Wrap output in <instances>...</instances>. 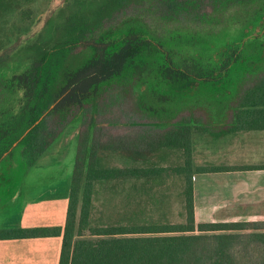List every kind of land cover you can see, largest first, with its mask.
Masks as SVG:
<instances>
[{
  "label": "trees",
  "instance_id": "1",
  "mask_svg": "<svg viewBox=\"0 0 264 264\" xmlns=\"http://www.w3.org/2000/svg\"><path fill=\"white\" fill-rule=\"evenodd\" d=\"M34 2L0 0V20L14 13L30 21ZM261 24L264 0H89L69 11L60 7L37 36L0 53V162L18 153L27 171L79 110L98 111L114 92L122 101L135 92L141 118L172 126L142 133L135 143L127 136L101 143L91 119L77 136L63 224L10 228L0 240L59 237L57 264H264V220L195 221L192 126L187 118L174 120L183 109L202 107L213 112V124L232 117V129H264V33L236 40L219 34ZM180 87L198 88L185 95ZM162 146L182 149L184 162L164 166L146 157ZM119 152L129 164L111 162ZM177 176L184 219L173 222L162 186ZM130 180L155 206L96 222L94 185L113 190Z\"/></svg>",
  "mask_w": 264,
  "mask_h": 264
},
{
  "label": "rangeland",
  "instance_id": "2",
  "mask_svg": "<svg viewBox=\"0 0 264 264\" xmlns=\"http://www.w3.org/2000/svg\"><path fill=\"white\" fill-rule=\"evenodd\" d=\"M84 1L89 0H35L32 6L34 15L30 21H22L14 13L7 14L0 20V53L16 49L20 44L37 36L48 17L60 7H66L69 11L76 7V3ZM224 32L219 34H225V37L229 40H236L242 35H244V38L249 39L255 34L264 33V24L247 29L231 25ZM262 38L263 36H261ZM247 82H251V79ZM197 88L192 87L193 90ZM176 90L178 93L181 92L185 95L195 93L193 90L187 93L188 89L185 91L182 87L176 88ZM135 96L136 93L134 92V95H127V98L122 101L121 96L114 92L112 96L107 94L101 100L98 111L86 112L85 114L82 109L79 110L61 133L62 137L59 136L27 171L22 169L18 153L0 162V232H5L14 227L55 226L62 223L70 185L69 163L73 158V168L77 136L80 133H85L91 119L96 124L93 127L99 129L97 139L101 143L108 142L107 140L111 138H122L124 136L135 143L134 137L136 134L146 133L144 131L147 129L163 132L165 126L158 127L152 124L155 119L141 118L132 101ZM203 103L207 105L206 102ZM51 105H54V103ZM205 108L208 109L209 107ZM183 110L185 111L180 112L174 120L187 118L192 126L191 130L199 124L210 125L209 123L213 124L212 122L216 121L212 118L214 114L211 110H208V116L202 107L196 108L193 113L186 109ZM231 120L233 121V118L229 117L225 124L216 123L213 125H231ZM143 122L144 125H140ZM140 129H143V131ZM116 155L111 157L113 164L123 166L130 163V161L123 162L121 160L122 152ZM132 181L130 180L122 187L113 190L102 183L94 185L92 212L96 222L109 221L107 215L112 212L115 214L113 216V219H115L121 217L120 213L127 209L133 210L141 206L145 207L146 210H150L151 207L155 206H152L143 191H135L131 188ZM179 184L170 180L167 185L162 186L164 188L163 192L167 196L166 205L164 206H167L171 211L168 213V217L173 222L183 221L184 219L182 213L183 196L180 194L182 189ZM17 192L19 194L15 197L17 200L11 201V197ZM38 196H43V198L30 201V206L23 205L25 200ZM219 214L222 215V213ZM196 222L200 221L196 220Z\"/></svg>",
  "mask_w": 264,
  "mask_h": 264
},
{
  "label": "crops",
  "instance_id": "3",
  "mask_svg": "<svg viewBox=\"0 0 264 264\" xmlns=\"http://www.w3.org/2000/svg\"><path fill=\"white\" fill-rule=\"evenodd\" d=\"M198 126L192 130L189 153L195 221L264 220V129H232L231 125ZM169 128L172 126H166L163 132ZM144 132L156 131L147 129ZM59 136L61 138L62 134ZM137 136L140 137L136 134L134 141ZM154 152L152 149L145 155L160 164L164 162V166H179L184 162L182 149L162 146L159 151ZM72 163L73 158L68 167L70 180ZM212 166L223 168L212 171L199 170ZM177 179L182 189L183 180L179 176ZM180 194L182 195V192ZM16 196H19L18 192L11 197V201L17 200ZM38 198L42 199L43 196L27 199L23 205L30 206V201ZM64 216L61 224L64 222ZM59 248V237L2 239L0 264H57Z\"/></svg>",
  "mask_w": 264,
  "mask_h": 264
},
{
  "label": "water",
  "instance_id": "4",
  "mask_svg": "<svg viewBox=\"0 0 264 264\" xmlns=\"http://www.w3.org/2000/svg\"><path fill=\"white\" fill-rule=\"evenodd\" d=\"M54 105H51L50 107H53ZM30 128H28L25 132H24V135L27 133V131L29 130ZM17 142L14 143V145H16ZM6 155V153L4 154Z\"/></svg>",
  "mask_w": 264,
  "mask_h": 264
}]
</instances>
